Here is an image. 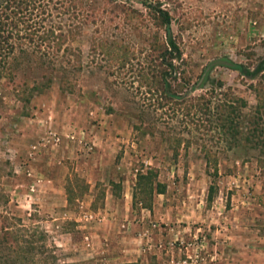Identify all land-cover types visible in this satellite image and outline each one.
Instances as JSON below:
<instances>
[{
  "label": "rangeland",
  "instance_id": "1",
  "mask_svg": "<svg viewBox=\"0 0 264 264\" xmlns=\"http://www.w3.org/2000/svg\"><path fill=\"white\" fill-rule=\"evenodd\" d=\"M141 1L0 0V264H264V0Z\"/></svg>",
  "mask_w": 264,
  "mask_h": 264
},
{
  "label": "trees",
  "instance_id": "2",
  "mask_svg": "<svg viewBox=\"0 0 264 264\" xmlns=\"http://www.w3.org/2000/svg\"><path fill=\"white\" fill-rule=\"evenodd\" d=\"M11 3H14L16 2V0H10ZM20 1H18V4L17 5H20ZM140 3H144L143 1H141ZM9 7V6H8ZM154 12L155 14L157 15L160 23L164 26L165 28V36H166V41H165V44H166V48H165V53L168 54V56H174L176 54H178L179 50H178V47L176 45V42L172 36V32H171V28H170V23H171V18L169 16V13L166 11V10H163L161 8H155L154 9ZM12 24V23H11ZM1 26H4V24H1ZM13 24H12V28H13ZM1 30V29H0ZM2 31V30H1ZM1 38V36H0ZM166 54V55H167ZM165 57V56H164ZM221 63L220 65L224 66V67H227L229 69H232V70H236L242 74H245V75H254L256 73H259L261 71L264 70V58H262L260 60V62L257 64V66L255 67V69H253L252 71H249V70H245L241 65H238V64H233L231 62H219ZM171 65V63H170ZM213 191V188L210 187V190H209V197L211 198V192ZM16 237L18 236L17 234H14ZM12 236H13V233H12ZM15 242V241H14ZM28 244H32L33 245V242H29ZM30 245V246H32ZM13 248V247H12ZM36 247L32 246L30 248H27V252H31L35 249ZM19 249H22V248H19ZM15 250V249H14ZM17 251V249L15 250ZM23 253H25V251H23ZM15 262H19L18 259L14 260V262L12 264H14ZM33 264H55V263H48V260H45L43 261L42 263H38V262H34Z\"/></svg>",
  "mask_w": 264,
  "mask_h": 264
},
{
  "label": "built area",
  "instance_id": "3",
  "mask_svg": "<svg viewBox=\"0 0 264 264\" xmlns=\"http://www.w3.org/2000/svg\"><path fill=\"white\" fill-rule=\"evenodd\" d=\"M176 264H195V261H190L188 259H184V260L177 262Z\"/></svg>",
  "mask_w": 264,
  "mask_h": 264
},
{
  "label": "water",
  "instance_id": "4",
  "mask_svg": "<svg viewBox=\"0 0 264 264\" xmlns=\"http://www.w3.org/2000/svg\"><path fill=\"white\" fill-rule=\"evenodd\" d=\"M136 1H141V0H136Z\"/></svg>",
  "mask_w": 264,
  "mask_h": 264
}]
</instances>
